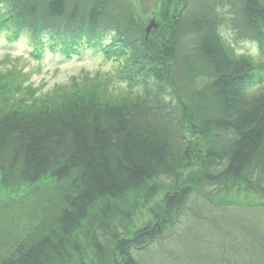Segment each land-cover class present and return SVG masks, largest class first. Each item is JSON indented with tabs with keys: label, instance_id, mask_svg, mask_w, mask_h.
<instances>
[{
	"label": "trees",
	"instance_id": "trees-1",
	"mask_svg": "<svg viewBox=\"0 0 264 264\" xmlns=\"http://www.w3.org/2000/svg\"><path fill=\"white\" fill-rule=\"evenodd\" d=\"M224 28L264 46V0H0L13 40L54 51L114 35L120 77L139 88L56 110L21 106V85L0 94V264H145L157 244L159 264L176 246L209 264L208 231L226 239L224 264L240 249L264 264V203L229 198L264 199V91Z\"/></svg>",
	"mask_w": 264,
	"mask_h": 264
},
{
	"label": "rangeland",
	"instance_id": "rangeland-1",
	"mask_svg": "<svg viewBox=\"0 0 264 264\" xmlns=\"http://www.w3.org/2000/svg\"><path fill=\"white\" fill-rule=\"evenodd\" d=\"M181 6V5H180ZM181 8V7H180ZM156 18L159 22V14L155 16H143V22L148 24L151 19ZM156 31H151V35H155ZM232 32L223 30V40L226 44L233 47L238 55L244 56L257 65L254 74L257 78V84L251 88L250 92L257 93L264 91V53L262 48L255 42L236 41ZM156 37V36H154ZM35 47L32 45L30 38L26 35L17 42H11L5 35L0 36V94L8 92L11 95L15 92V85H21L22 88L13 96L15 99L23 98L19 101L23 107H48V109H59L65 105L70 99L76 96L83 95H98L102 100L106 101H133L139 94L138 87H132L128 82L119 78L122 71L121 63L108 62L102 56L90 58L87 61L72 60L70 62L60 63L56 60V55H51L50 58L43 61H36L29 52ZM15 74L13 79L10 73ZM262 72L263 79L260 82V73ZM14 81V82H12ZM13 89L9 92L8 89ZM66 98V99H64ZM61 104V105H59ZM55 109V110H56ZM165 192L162 193L164 195ZM11 197L7 191L0 190V201L7 200ZM229 198L237 203H259L263 204L264 199L256 194H248L240 188H235L229 194ZM168 225V229L170 227ZM136 229L144 226L142 217L136 218ZM239 243L241 241V232L233 230ZM210 242L215 243L209 247L210 263L209 264H224V243L226 239L209 232ZM159 245H154L151 249V255L143 254L142 258L146 264H159L156 262V248ZM241 249L238 251L239 264H250L256 260L245 251L240 255ZM175 253L177 260L174 264H190L192 257L188 255V259L178 258L183 256V248L176 246ZM160 259L162 257L159 254ZM139 260L140 255L136 256Z\"/></svg>",
	"mask_w": 264,
	"mask_h": 264
},
{
	"label": "water",
	"instance_id": "water-1",
	"mask_svg": "<svg viewBox=\"0 0 264 264\" xmlns=\"http://www.w3.org/2000/svg\"><path fill=\"white\" fill-rule=\"evenodd\" d=\"M154 26L156 27V25H153V24H152V25L149 27V30H150L152 27H154Z\"/></svg>",
	"mask_w": 264,
	"mask_h": 264
}]
</instances>
